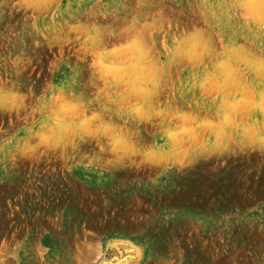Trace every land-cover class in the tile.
<instances>
[{
  "label": "rangeland",
  "instance_id": "1",
  "mask_svg": "<svg viewBox=\"0 0 264 264\" xmlns=\"http://www.w3.org/2000/svg\"><path fill=\"white\" fill-rule=\"evenodd\" d=\"M0 264H264V0H0Z\"/></svg>",
  "mask_w": 264,
  "mask_h": 264
}]
</instances>
